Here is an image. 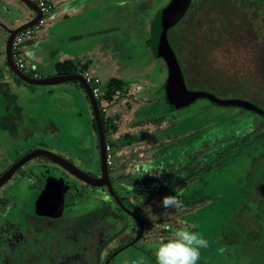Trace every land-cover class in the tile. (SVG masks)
<instances>
[{
  "label": "rangeland",
  "instance_id": "1",
  "mask_svg": "<svg viewBox=\"0 0 264 264\" xmlns=\"http://www.w3.org/2000/svg\"><path fill=\"white\" fill-rule=\"evenodd\" d=\"M168 1L76 0L61 15L56 13L57 3L53 4L54 8L43 15L45 25L20 47L19 54L25 64L22 70L27 74L53 76L61 72L56 63L63 62L66 56L82 75L89 73L99 79L98 103L106 108L102 115L112 125L105 137L111 149L108 169L112 186L121 198L125 196L131 201L132 208H138L144 222L142 237L117 253L109 264H156L154 246L161 237L171 236L183 227L200 232L209 242L201 250L198 264H250L252 252L260 257L262 252L260 248L252 251L250 247L245 256L241 255L245 252L242 243H249L252 228L260 226L255 208H250L254 203L245 199L246 189H251L245 176L252 157L261 149L251 147L245 157L241 153L237 155L241 146L235 148L227 143L247 133L252 134L249 142L259 134L264 135V116L238 106L216 105L206 98H198L181 108L168 107L160 89L167 75L165 63L145 44L151 19ZM245 2L252 11L241 17L250 18L252 32L255 29L257 33L255 36L252 33V74L250 61L245 58L248 50L242 47H235L237 54L244 57L237 64H233L236 53L229 54L227 48L224 59L215 53L211 66L200 65V60L204 61L200 53L195 59L198 66L177 53L183 60L181 67L190 89L205 90L220 98L245 99L264 108L254 98L264 94V43L258 44L264 36V0ZM201 7L197 5L184 21L181 17L175 25L177 31L186 23L180 40L183 51L187 52L189 41H194L196 35L200 37L197 41L203 40L205 13ZM0 8L3 11L0 21L11 28L15 20L33 15L20 0L6 4L0 0ZM61 20V33L53 37L55 25ZM7 36L8 32L0 25V76L3 77L0 80V170L27 151L44 148L96 175L99 147L85 90L73 80L29 84L18 78L5 61ZM29 40L36 42L35 54L29 51L32 45L27 44ZM45 52L52 55L48 60L40 59L39 55ZM194 67L196 79L191 73ZM111 78L122 81L123 85L108 100L105 93ZM4 81L11 83L14 93L11 100L1 91ZM6 104L12 105L10 115L6 113ZM36 157L24 166L33 167L32 171L15 172L5 184L7 192H0V202L7 197L10 200L9 206H0V263L1 247L11 253L21 251L24 256L40 251L46 260L50 253L54 254L55 247L64 246L69 234L75 233L66 226L70 212L69 208L65 209V203L56 216H39L26 205L39 192L40 179L46 173L64 180L67 187L69 181L73 183L67 201L76 214L97 206H113L114 215L108 213L102 229L94 224L88 230L99 247V250L95 245L91 247L96 256L90 258L89 264H99L112 246L137 233L133 218L117 209L105 187L85 185L50 160L43 170L36 171L40 156ZM144 166L152 169L153 174L142 175ZM181 194L211 198L190 211L160 207L162 197ZM159 219L168 224L165 233L161 230L166 226ZM85 232L82 230L80 237ZM97 239L102 243L98 240L96 244ZM229 239L237 240V245H229ZM256 264H264V258L256 260Z\"/></svg>",
  "mask_w": 264,
  "mask_h": 264
},
{
  "label": "water",
  "instance_id": "2",
  "mask_svg": "<svg viewBox=\"0 0 264 264\" xmlns=\"http://www.w3.org/2000/svg\"><path fill=\"white\" fill-rule=\"evenodd\" d=\"M24 3L32 12L33 16L27 21L14 26L7 27L0 21V25L6 29L8 36L5 40V61L8 68L20 79L29 84H53L64 82L68 80H76L80 83L85 90L89 102L91 104L93 117L95 119L98 145H99V162H100V175L92 176L76 167L72 162L56 154L50 150L44 148H34L17 161H15L3 174L0 175V187L1 185L12 175V173L21 166L27 160L36 157L43 156L49 160L59 164L68 172L81 179L85 183L91 186L106 185L109 191L113 194L114 198L120 205V207L132 217H134L138 223L139 229L136 236L127 242L125 245L114 250L105 260L104 264H109L110 260L125 247L133 245L141 236L143 232V222L135 214L134 211L128 209L120 200L118 195L113 191L111 181L108 175L107 167V152H106V139L104 134L103 125L100 117V109L97 99L94 97L90 85L85 81L84 76L80 72L56 74L53 76L39 77L30 76L23 70L19 69L15 64L12 54V42L15 35L27 27L35 24L42 16V12L39 7L30 0H20ZM191 0H169L168 3L160 9L155 17V28L151 51L158 57H160L166 66V94L169 102L176 108H181L191 104L198 98H206L212 103L220 106H238L245 108L255 113H262L260 107L256 104L249 102L245 99L237 98H220L211 92L203 90H194L188 88L182 68L176 57L173 48L170 45L168 39V30L174 26L184 14L186 8ZM67 185L64 180L48 176L43 184L42 189L33 198L32 207L34 210L42 216H56L61 211L64 204V194L66 192Z\"/></svg>",
  "mask_w": 264,
  "mask_h": 264
},
{
  "label": "trees",
  "instance_id": "3",
  "mask_svg": "<svg viewBox=\"0 0 264 264\" xmlns=\"http://www.w3.org/2000/svg\"><path fill=\"white\" fill-rule=\"evenodd\" d=\"M255 1H258V0H255ZM158 12L154 14L152 20L150 21L149 34L145 38V44H146V47L148 48L152 47L154 28H155V17ZM171 29H174V27H171L169 29V32ZM259 38L260 36L258 37V39ZM168 39L172 47H175L178 44L175 41L174 37L172 38L170 37ZM260 43H264V39L260 41L259 44ZM152 54L155 57L160 58L156 56L153 52ZM182 61L183 60H179L181 66H182ZM80 67H81L80 69L83 68V66H80ZM56 68L59 71H61V72H58V74L80 72L78 68L75 67L70 62V60H65L63 62L56 63ZM195 70L196 68L194 67L191 72L194 79L197 78V76H195L196 75ZM29 75L34 76V74H29ZM165 79L162 81L161 86H160V89L162 91V97L165 103L168 105V107L171 109H174L176 107H174L167 98ZM73 81L77 82L76 80H73ZM122 85H123L122 81L116 78H111L107 86L105 98H107L108 100H111L112 95L117 90L121 89ZM80 86L82 85L80 84ZM254 98H257L260 105L264 107V94L263 95L258 94ZM257 106L260 107L259 105ZM260 108L262 110L261 114L264 116V108L262 107ZM102 113L104 112L100 111L101 122L103 125L104 134L106 137V130H108L109 127L112 128V125L108 119H104ZM92 127L96 134V141H97V146H98V136H97V129H96L94 117L92 118ZM251 135H252L251 133L244 134L240 138H234L230 140L227 144L231 145L232 147L234 146L235 148L238 146H241L240 152L237 155L241 153L245 155V157L248 154V151H249L248 149H250L251 147L252 149H259V148L261 149V152L257 156L252 157L250 168L248 169L246 176H245L246 185L248 186V188L251 187V189L250 188L246 189L245 199L247 201L250 200V202L254 203V205L250 206V208L251 209L252 207L255 208L254 213H255L256 219L258 220V224L260 226L259 228H252L251 234H249V237H248V240H250L249 243H242V246H244L245 248L244 249L245 252L241 254L242 257L245 256V253L248 251L250 247L252 251L254 250V248H260L262 252L261 257L257 254H254L253 252H252V258L250 257L252 259L250 260L251 262L250 264H256V260H260V258H264V232L261 231L262 229H264V135L259 134L258 137L254 138V141L249 142ZM251 194L253 195V197H250ZM178 198H181L180 200L183 202L182 208L183 209L186 208L187 211H190L192 209H195V207L198 204L209 200L211 197L199 195V197L197 198L195 194H192L189 196H184L183 194H181V196H178ZM245 206H247V204ZM117 209L119 211H122L120 207H117ZM180 209H177V210H180ZM31 210L33 211V207H31ZM110 210L111 209L109 207L103 205V206H97L89 212H85L84 210H81L79 214H76V212L68 213L69 214L68 216L70 217L66 219L67 221L66 226L71 227L70 231H75V233L73 235L69 234V237L67 238V242L64 244V246L59 247V248L55 247L54 254L50 253L48 259L46 260H45V256L40 251L32 252V254L26 253L24 256V255H21V251H16V253H11L9 249L7 251H4L3 248L1 247L2 252H3V258L0 264H89L90 258L96 256V251L91 252V247L95 245V241H94V238H91V234L88 232V230L94 224H96V226L100 228L103 227L105 222L107 221L106 217L108 213L110 212ZM34 212L36 211L34 210ZM112 214L114 215V211H112ZM39 216H42V215H39ZM158 222L166 226L165 229L161 230V232L165 233L166 230H168L167 222L161 219H159ZM82 230H84V232L85 230L87 231L83 233L84 235H82V237H80L81 236L80 233ZM77 233L79 235L78 237L75 238V235ZM98 240L99 239L96 240V244L97 242L100 241ZM252 241H253V244H252ZM229 245H237V240L229 239ZM84 246H87V248H85ZM96 246L97 245H95L96 250L97 249L99 250V247L97 248ZM111 251L112 250H110V252ZM11 255H15V256H11ZM108 256H109V253L106 254V256L102 259V261L99 264H104V261L107 259Z\"/></svg>",
  "mask_w": 264,
  "mask_h": 264
},
{
  "label": "flooded vegetation",
  "instance_id": "4",
  "mask_svg": "<svg viewBox=\"0 0 264 264\" xmlns=\"http://www.w3.org/2000/svg\"><path fill=\"white\" fill-rule=\"evenodd\" d=\"M245 1H251L252 2V0H191L189 2L188 7L186 8L184 14L182 15V19L181 18L180 19L184 21L185 17L189 13H191V11L194 10V8L197 7V5L201 4V6H202L201 9H203V13H205V17H204L205 19L203 20L202 35H201V38H203V40L201 39V41L200 40L197 41V38H200V37H198L196 35L194 41H189V48L186 49L187 52L183 51L185 49L182 48L183 45H182V43L180 41L181 40V36L183 34L182 29H184L185 26H186V23L183 22V26L181 28H179L177 31H174L175 29H173L171 34H168V38L174 37L175 41L178 43L176 45L177 50L175 49V47L171 46L172 48H174L173 50H174V52L176 54V57L178 56L177 52L179 51L180 54H182V57L186 56L188 60H192V62L197 66L198 61H196L195 59L197 58L198 54L200 53L204 57L203 58L204 61L200 60V65L203 66L205 64L206 65L209 64L211 66V64L214 65L213 64V60H214L215 53H218V55L219 54L222 55L221 58L224 59L225 49L227 48V51H228L229 54L232 53V52L230 53V51H233V52L236 53V56L233 58V60L234 59H236V60L233 61V64H237V60L241 59L240 61H242L244 59V57H243L242 53H238L237 54V52H239V51H236L235 47H242V48L248 50V52H246V57L245 58L250 61V63L248 65L250 66V70H251V74H252V33L254 34V36L257 35V33H256L255 29L252 32V21L249 20L250 18L248 19L246 17H244V18L241 17V15H243L246 12H248L249 10L252 11V7L247 5V3ZM152 3H153V1H152ZM175 25L172 26V27L175 28ZM257 31H259V30H257ZM168 32H169V30H168ZM262 37L264 39V36H262ZM243 45H246V46L243 47ZM177 59H178V61L180 60L179 57H177ZM244 62L247 63L246 60ZM180 66H181V64H180ZM183 74H184V72H183ZM0 75H1V73H0ZM2 78L3 77L0 76V80ZM184 78H185V76H184ZM2 83H3V85L5 87L2 88L1 91L8 98L10 97V100H11V98H14V93H13L11 87H10L11 83L9 81H7V82L4 81ZM203 91H205V90H203ZM11 108H12L11 104H6L5 105L6 113H9V115L11 114L10 113L11 112ZM3 117H7V114L4 115ZM10 117H13V116L11 115ZM106 145H107V142H106ZM98 147H99V145H98ZM31 150H29V151H31ZM29 151H27L26 153H28ZM26 153H24L23 155H25ZM23 155H21L20 157L15 159L12 163H9V165H7V167H5L4 169L0 170V175L3 174L15 161H17ZM43 159L46 160V161H44ZM31 160H32V158L27 160L26 162H24L21 166H19L12 173L10 178H8L1 185L0 192L3 191V190L5 192H7V188H5V186H6L5 184L9 183V181L11 180V178L14 175L15 172L20 171L21 173H24V171L27 170V169H30L31 171L33 170V167H31V168L29 166L24 167ZM47 160H49V159L46 158V157L40 156L39 162L37 164V167L35 166V170L36 171L43 170L44 167L47 166V164H46ZM43 162H45V163H43ZM51 162H53V161H51ZM53 163H55V162H53ZM55 164H57V163H55ZM57 166L61 167L62 170H64L66 173H69L71 176L77 178L76 176H74L73 174L68 172L66 169H64L59 164H57ZM107 167H108V164H107ZM47 174L48 173H46L44 176L41 177L38 191H40L42 189L43 184H44L46 178L48 177ZM99 175H100V162H99V171H98V173L96 175H92V176H99ZM108 175H109V169H108ZM109 178H110L111 186H112L111 177L109 176ZM77 179L80 180L85 185H89V184L85 183L84 181H82L81 179H79V178H77ZM72 184L73 183H71L69 181L68 187H67L66 192L64 194L65 209L69 208L68 212H73L72 211L73 209L69 206V203L67 201V196L69 194V191L73 187ZM99 187H105V189L109 192V195H110L111 199H113L114 202L116 203V206L120 207V205L118 204V202L114 198L113 194L109 191V189H108V187L106 185H102V186H99ZM112 189L115 192L113 186H112ZM118 197L120 198L121 202L128 209L134 211L135 214L142 220L141 214H139L137 212L138 208L137 207L136 208H132L131 201L128 198H126L125 196H124V198H121L119 195H118ZM9 201L10 200H9L8 197H7V199L5 198L4 201L0 202V206H3V207L9 206ZM114 202L111 201L112 204ZM3 203H4V205H3ZM32 204H33V198L31 197V199L29 201H27L26 205L32 207ZM106 206L111 209L110 212H109L110 216L113 215L112 214V211H114L113 210V206H110L109 204L106 205ZM121 210H122V212L124 211L122 208H121ZM124 213H126V212L124 211ZM126 214H128V213H126ZM128 215L131 218H133L135 224L137 225V230H138L139 226H138V223H137L136 219L134 217H132L130 214H128ZM142 222H143V220H142ZM143 227H144V222H143ZM137 233H138V231H137ZM137 233H134L135 235L134 234L131 235L128 239L125 240L124 243L117 244L116 246L114 245V247L112 246V248H111L112 251L109 254H111L114 250H116L119 247L125 245L127 242H129L131 239H133L136 236ZM141 237H142V234H141V236L139 238H141Z\"/></svg>",
  "mask_w": 264,
  "mask_h": 264
},
{
  "label": "clouds",
  "instance_id": "5",
  "mask_svg": "<svg viewBox=\"0 0 264 264\" xmlns=\"http://www.w3.org/2000/svg\"><path fill=\"white\" fill-rule=\"evenodd\" d=\"M143 174L152 175V169L144 166ZM160 207L176 210L183 207V202L177 195H166L162 197ZM208 245V240L200 232L188 227L178 228L171 236L161 237L154 246L156 264H198L201 250Z\"/></svg>",
  "mask_w": 264,
  "mask_h": 264
},
{
  "label": "built area",
  "instance_id": "6",
  "mask_svg": "<svg viewBox=\"0 0 264 264\" xmlns=\"http://www.w3.org/2000/svg\"><path fill=\"white\" fill-rule=\"evenodd\" d=\"M30 1H33L34 3H36V5L39 7V9L42 12V16L32 26L27 27V28L19 31L13 39V42H12L13 58H14V61H15V64L17 65V67L21 70L25 67L24 61H23L21 55L19 54V50H20L21 45H23V43L28 38L33 36L37 31H39L45 25V22L43 20V15H44V13L49 12L53 7L52 0H30ZM34 76H37V75L35 74ZM83 76H84L85 81L90 85L91 91H92L94 97L97 99V102H98V98L100 97V94H99L100 90H99V86H98L100 83L99 79L96 77H92L89 73L84 74ZM98 105H99V103H98ZM99 109H100V111H103V112L106 111V108L104 106L100 107V105H99ZM110 150H111L110 146L107 144L106 145L107 164L111 163L110 154L108 153Z\"/></svg>",
  "mask_w": 264,
  "mask_h": 264
},
{
  "label": "crops",
  "instance_id": "7",
  "mask_svg": "<svg viewBox=\"0 0 264 264\" xmlns=\"http://www.w3.org/2000/svg\"><path fill=\"white\" fill-rule=\"evenodd\" d=\"M2 2H4L5 4L7 3V2H10V0H1ZM73 1H76V0H52V2H53V4H56L57 5V11H56V13L57 14H59V15H61L64 11L63 10H65V7H67L68 6V4H72V2ZM54 6L55 5H53V7H52V9L54 8ZM51 9V10H52ZM0 12L2 13L3 11H1V8H0ZM33 16V15H32ZM32 16H30L28 19H30ZM28 19H25V20H22V21H20V20H15L14 21V25L16 26V25H18V24H20V23H22L23 21H27ZM63 21L61 20L58 24H56L55 25V28L54 29H56V30H54V32H53V34H52V36L53 37H55L56 35V33H61V30H62V28L59 26V24H61ZM17 23V24H16ZM24 44V43H23ZM27 44L29 45V44H32L31 46H29L28 48H29V51L32 53V54H35V51H36V48H37V45H36V42H34L33 43V41L32 40H29L28 42H27ZM68 54V53H67ZM52 54H50V53H48V52H45V53H43V54H40L39 56L41 57L40 59H47L48 60V58H49V56H51ZM68 55H71V54H68ZM66 56H63V58H64V60L63 61H65V60H69L68 58H65ZM69 57V56H68ZM88 67V66H87ZM33 74L35 75H37V76H39V77H44V76H41L39 73H37V72H33Z\"/></svg>",
  "mask_w": 264,
  "mask_h": 264
}]
</instances>
